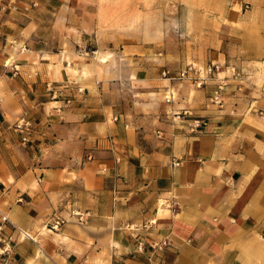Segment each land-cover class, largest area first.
<instances>
[{
  "label": "crops",
  "instance_id": "crops-1",
  "mask_svg": "<svg viewBox=\"0 0 264 264\" xmlns=\"http://www.w3.org/2000/svg\"><path fill=\"white\" fill-rule=\"evenodd\" d=\"M17 1L0 0V214L16 228L0 264H264V86L245 77L264 68V0L203 61L244 76L175 98V81L137 70L127 94L129 76L78 51L99 32L83 3Z\"/></svg>",
  "mask_w": 264,
  "mask_h": 264
},
{
  "label": "rangeland",
  "instance_id": "rangeland-1",
  "mask_svg": "<svg viewBox=\"0 0 264 264\" xmlns=\"http://www.w3.org/2000/svg\"><path fill=\"white\" fill-rule=\"evenodd\" d=\"M78 1L96 13L99 26V32L96 38L94 37L95 42H91L90 45H86L78 51L92 63L103 64L107 72L129 76L131 82L127 81L128 84L125 85L123 82L119 84L120 88L126 87L125 93L127 94L128 92L131 94L129 88L135 86V70L163 80L167 79L162 76L164 70H169L171 74H177L189 67L196 71L205 70L213 64L218 69L213 71L207 81L214 80L223 71L230 72L235 78L244 76L241 70L236 67L211 62L206 67L202 66L205 56L210 50H215L208 44L226 42L229 37V27H239L240 22L246 18L248 21H254V15L251 12L252 7L257 6L254 3L258 0ZM101 56L108 57L106 63L100 62ZM233 68L235 69L234 75ZM245 75L250 84L256 87L264 86V68L251 70ZM222 76L220 75V79ZM188 82L189 84L182 85L181 81H175L178 85L175 88L174 98L175 96L179 97V92L183 88H189L190 91L200 89L196 88L192 82ZM159 87L161 86L157 88ZM119 92L118 98H122L123 93L121 90ZM127 96L125 95L124 98ZM216 96L221 100L219 93L214 97ZM130 97L133 98V95ZM166 98L162 97L161 102L165 103ZM172 102L170 99L165 104L169 105ZM213 104H215L214 98ZM222 104L221 100L219 106ZM220 116H225V113ZM174 118L188 120L190 124L195 120L203 121V118L195 116L189 110L175 113ZM20 121L15 123L13 129L22 136V139L27 137L29 143L33 128L28 122V130L21 132L16 127Z\"/></svg>",
  "mask_w": 264,
  "mask_h": 264
},
{
  "label": "built area",
  "instance_id": "built-area-1",
  "mask_svg": "<svg viewBox=\"0 0 264 264\" xmlns=\"http://www.w3.org/2000/svg\"><path fill=\"white\" fill-rule=\"evenodd\" d=\"M17 0H7V7H9L11 10L17 11ZM25 11H27V8L24 9ZM218 67L211 64L210 66H208L205 70H200V71H196L193 68H186L183 69L181 71H179L177 74H171V72L169 70H164L162 75L163 77L167 78L168 80L171 81H182V80H187L192 82V84H194V86H196V88H201L203 85H205L206 81L208 80L209 76H212L213 71L217 70ZM233 71V75H234V71L235 69H232ZM237 76V75H236ZM48 91L52 94V97L54 98L56 96V94L58 92L54 91L52 89L51 86H47ZM78 93H83V89L82 88H78L77 89ZM219 97L216 96L214 97V103L217 105H221V100L218 99ZM72 100L67 99L65 101V104H70ZM170 99L166 98V102H169ZM60 109H57V111L59 112ZM187 113V112H186ZM184 113V114H186ZM260 117L264 118V113L262 112H258L257 113ZM202 126H204L203 122L200 120H195L193 121L192 124H190L189 126V132H196V131H200ZM17 129L21 130V132L27 131L28 127H29V123L25 122L24 120H21L20 122H18L17 124ZM23 144H27L28 143V138L27 137H23L22 139ZM176 166L178 164H175ZM168 209H170L171 211H175V207L176 204L174 203H169L167 205ZM76 216H78V220L79 222H83L82 217L79 216L78 214H76ZM65 220H56L55 222H53V224L50 225V229L52 230H57L58 227L62 224H64ZM10 226L11 228H13L14 230H16V228L10 223V221L8 220V218L2 214H0V254L2 255H7L9 252H11V247L12 245L16 244V240H13L12 236H4V229L6 227ZM30 238L28 234L22 232L19 233V239L21 241L26 240ZM165 245V243H162L161 245H153L152 248L153 249H157V250H161V248Z\"/></svg>",
  "mask_w": 264,
  "mask_h": 264
},
{
  "label": "bare ground",
  "instance_id": "bare-ground-1",
  "mask_svg": "<svg viewBox=\"0 0 264 264\" xmlns=\"http://www.w3.org/2000/svg\"><path fill=\"white\" fill-rule=\"evenodd\" d=\"M107 59H108L107 56H101V57L99 58V60H100L101 63H106V62H107Z\"/></svg>",
  "mask_w": 264,
  "mask_h": 264
}]
</instances>
